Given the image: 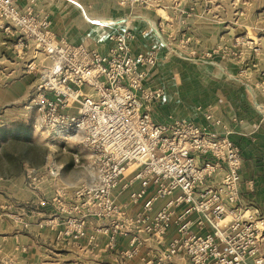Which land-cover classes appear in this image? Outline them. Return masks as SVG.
<instances>
[{
  "label": "built area",
  "instance_id": "2783aa9c",
  "mask_svg": "<svg viewBox=\"0 0 264 264\" xmlns=\"http://www.w3.org/2000/svg\"><path fill=\"white\" fill-rule=\"evenodd\" d=\"M149 1L118 0L131 9ZM18 2L0 0V28L15 38L10 48L25 63L24 75L36 77L26 108L49 141L84 151L89 171L90 181L79 186L62 183L57 164L27 171L32 184L38 179L54 191L51 205L40 203L53 207L54 216L39 226L55 230V244L97 248L106 237L115 252L119 239H129L128 249L115 252L119 264H128L145 237L164 244L175 229L178 237L144 264H173L179 256L192 264H264V217L241 196L242 150L230 128L210 106L203 110L204 126L173 117L156 121L165 92L150 84L149 71L159 53L134 56L130 49L131 22L140 16L90 21L113 42L101 54L58 39L48 18ZM260 87L264 95V79ZM246 128L252 135L260 125ZM74 161L81 164L79 154ZM122 193L128 204L119 202Z\"/></svg>",
  "mask_w": 264,
  "mask_h": 264
},
{
  "label": "crops",
  "instance_id": "0c3cea01",
  "mask_svg": "<svg viewBox=\"0 0 264 264\" xmlns=\"http://www.w3.org/2000/svg\"><path fill=\"white\" fill-rule=\"evenodd\" d=\"M73 2L83 8L86 17ZM18 6L48 18L58 39L101 54H107L113 42L107 37L109 31L92 26L90 21L140 16L131 22L134 39L130 49L134 56L153 49L159 53L158 64L149 71L150 84L165 92L164 101L156 108V121L173 117L204 126L203 110L212 107L214 116L230 128V139L242 150L241 196L264 217V95L260 87L264 79V0H150L132 9L121 6L118 0H19ZM14 40L0 28V62L12 64L11 73L16 77L19 72L10 48ZM161 41L168 48L162 47ZM221 48L229 49L228 59L214 55L213 64L203 60L206 52ZM216 63L224 68L217 66L216 70ZM33 77L25 75L23 79L32 82ZM35 85L36 80L30 86ZM253 123L260 129L246 134L245 128ZM118 200L128 204V193H122ZM28 214L23 211L22 219H30ZM35 214L38 219L28 230L18 222L12 228L0 219V264H119L115 252L129 248V239H119L116 251H110L106 237L97 248L85 243L56 245L55 230L39 226L54 216L51 209L40 207L31 215ZM177 237L175 229L164 244L145 237L138 256L128 264L155 259ZM173 264L192 263L179 256Z\"/></svg>",
  "mask_w": 264,
  "mask_h": 264
},
{
  "label": "rangeland",
  "instance_id": "374dc122",
  "mask_svg": "<svg viewBox=\"0 0 264 264\" xmlns=\"http://www.w3.org/2000/svg\"><path fill=\"white\" fill-rule=\"evenodd\" d=\"M214 55L224 60L229 58L230 52L226 48L216 49L206 52L203 60L213 64ZM13 57L19 76L12 75V64L0 62V219L12 228L13 223L15 225L22 218L23 211L30 212V219L26 221L32 225L38 216L31 214L38 212L42 207L40 203L50 201L51 205L54 200L51 186L38 179L32 184L26 177L28 170L36 171L47 164H57L63 167L62 183L79 186L90 181L84 151L62 142H51L35 127V112L26 105L33 90L30 85L36 77L32 82H25V63ZM217 66L224 68L220 63H216L215 68ZM74 153L81 157V164L75 163ZM48 207L54 214L55 209Z\"/></svg>",
  "mask_w": 264,
  "mask_h": 264
}]
</instances>
